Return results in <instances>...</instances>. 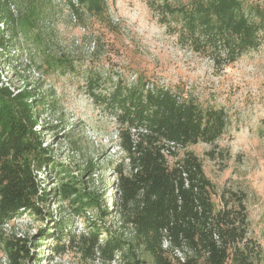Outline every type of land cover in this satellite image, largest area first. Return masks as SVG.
<instances>
[{
    "label": "trees",
    "instance_id": "obj_1",
    "mask_svg": "<svg viewBox=\"0 0 264 264\" xmlns=\"http://www.w3.org/2000/svg\"><path fill=\"white\" fill-rule=\"evenodd\" d=\"M78 1L91 14L106 12L105 0ZM35 5L29 0L27 14L21 18L12 0H0V228L20 214L42 219L41 206L56 201L83 217L86 229L75 236L66 221L54 224V234L39 230L40 239L50 240V251L56 256L71 245L84 256L108 264L117 254L128 256L125 264H257L262 250L249 233L244 194L223 189L216 207L214 186L200 160L188 150L198 143L214 145L225 134L230 120L223 108L202 106L143 77L133 83L117 78L107 93H96L102 78L89 77V98L112 115L117 145L124 155L113 167L116 182L110 187V209L101 208L99 196L83 188L84 174L93 171L91 164L87 171H73L57 164L42 148L43 126L38 131L36 127L48 102L45 95L36 94L28 83L12 93L1 79L2 66L19 60L8 49L15 46L19 27L36 26ZM161 10L180 17L183 35L196 51L219 42L228 62L255 49L264 34V8H246L240 0H191L178 7L165 2ZM51 101L54 106L56 101ZM39 121L44 124L42 118ZM47 169L56 170L59 177L50 193L37 177V172ZM94 205L99 220L117 215L130 229L131 240L126 242L108 227L86 219V211ZM20 241L4 244L10 263H35ZM134 250L146 259L135 258Z\"/></svg>",
    "mask_w": 264,
    "mask_h": 264
},
{
    "label": "rangeland",
    "instance_id": "obj_2",
    "mask_svg": "<svg viewBox=\"0 0 264 264\" xmlns=\"http://www.w3.org/2000/svg\"><path fill=\"white\" fill-rule=\"evenodd\" d=\"M28 1L12 0L21 18L27 14ZM190 1L105 0L106 12L95 15L78 0H34L36 26L19 27L15 46L8 48L19 60L2 66L1 79L12 93L28 83L36 94L45 95L48 102L36 127L38 131L43 126L42 148L57 164L73 171L90 169L91 164L93 171L86 170L83 188L99 196L98 204L107 209L111 208L110 187L116 182L113 167L124 155L117 145L112 115L89 98V77L102 78L96 93H107L117 78L133 83L143 77L202 106L223 108L230 120L225 134L214 145L198 143L188 150L200 160L214 186L216 207L223 189L244 194L249 233L262 250L257 264H264V34L255 49L233 62H228L219 42L196 51L183 35L180 17L161 10L165 2L178 7ZM240 1L246 8H264V0ZM51 100L56 101L54 106ZM37 177L48 193L59 184L56 170L39 171ZM41 210L42 219L20 214L0 228V264H11L3 248L5 242L16 240L26 244L33 256L35 263L26 264H108L84 256L78 246L53 255L50 240L40 239L39 230L54 234V224L68 221L69 230L78 236L86 232L84 218L56 201ZM98 213L94 205L85 218L108 227L126 242L131 240L130 229L117 215L99 220ZM139 252L134 250V257L145 260ZM127 257L117 254L110 264H125Z\"/></svg>",
    "mask_w": 264,
    "mask_h": 264
}]
</instances>
